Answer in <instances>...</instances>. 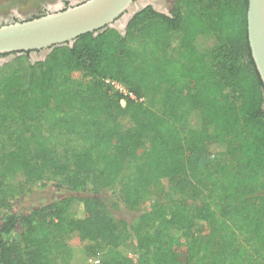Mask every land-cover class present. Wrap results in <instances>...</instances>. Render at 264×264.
Segmentation results:
<instances>
[{"label": "trees", "instance_id": "trees-1", "mask_svg": "<svg viewBox=\"0 0 264 264\" xmlns=\"http://www.w3.org/2000/svg\"><path fill=\"white\" fill-rule=\"evenodd\" d=\"M248 2L226 0L231 9L220 20V35L204 18L215 1L203 11L191 10L184 23L177 11L169 15L149 5L135 13L124 35L116 28L98 35L88 32L72 47L57 46L45 60L31 63L35 75L23 93L27 98L21 112L35 114L52 102L75 109L88 119L89 127L82 129L85 146L72 158H62L44 138L36 143L23 140L1 155L0 185L18 176L32 182L52 172L69 177L74 185L88 184L95 177L109 186L128 160L139 157L144 138L151 135L146 184L159 182L174 193L176 201H188L194 179L205 174L223 181L221 196L226 205L220 226L193 246L175 234L196 223L182 209L186 201L180 202L183 205L163 228L146 236L141 264H237L244 255L238 233L250 234L259 251L256 246H264V196L257 199L255 194L264 188V83L248 42ZM182 27L179 55H159L165 49L159 44L166 31ZM133 36H140L145 44L154 39L158 45L149 53L140 52L138 63L128 56L127 41ZM77 70L84 72L82 78H75ZM109 78L122 81L146 102L128 97L122 106L124 96L111 90ZM14 93H5L6 99L17 97ZM231 137L240 140L242 166L218 160V147ZM79 201L84 216L76 217L73 198L53 201L29 214H8L0 224V264H50V229L32 222L43 210L82 243L97 247L102 242L117 248L121 236L106 207L92 196ZM19 225L26 228L23 238L8 240L6 234ZM121 260L116 253L102 264H124Z\"/></svg>", "mask_w": 264, "mask_h": 264}, {"label": "rangeland", "instance_id": "rangeland-1", "mask_svg": "<svg viewBox=\"0 0 264 264\" xmlns=\"http://www.w3.org/2000/svg\"><path fill=\"white\" fill-rule=\"evenodd\" d=\"M148 1H150L149 5L155 2V0ZM212 1H215L216 5L212 4ZM58 2L60 1L0 0V16L8 17L13 11L27 16L38 11L43 3L54 5ZM164 2L170 11L175 10L181 15L183 23L191 10L203 11L212 4L210 12H206L204 18L218 35H220V20L228 12L227 10L231 9L226 0L221 2L219 0H156L158 5ZM183 29L182 27L180 31H166L159 44L165 46V49H161L159 55L176 57L179 55L184 38ZM127 42L129 59L136 63L140 61L139 54L144 49L149 53L158 47L154 39H148L145 44L140 36H133ZM35 61L37 60H32L27 54H17L0 65V157L4 152L16 149L23 140L36 143L44 138L48 140L49 146L55 150L57 156L72 158L85 146L82 129H85V126L89 127L85 115L69 106L59 107L54 102L45 110L35 114L21 112L24 108L23 102L27 98L23 93H27L29 82L35 75L30 64ZM83 75L84 72L80 70L75 72L76 79L82 78ZM111 80L115 83L106 81L111 90L119 91L124 96L121 100L122 106L126 105L128 97L134 101L146 102V97H137L122 81ZM12 91L18 96L10 95L9 99H6L5 93ZM122 119L121 116L120 120ZM63 120L71 122L72 125H64ZM60 124L64 129H60ZM71 128L75 131H71ZM150 145L151 135H147L139 149V157L128 160L124 170L109 186H102L95 177L89 178L88 184L74 185L75 181L70 183L69 177L55 176L52 172L32 182H26L20 176L6 180L0 185V224L12 212L29 214L53 201L66 198H73V211L76 217L84 216L85 211L79 200L83 196H92L106 207L108 214L116 222L121 236L118 247L113 250L102 242L97 247H92V243L84 244L74 232L57 225V220H53L48 211L43 210L32 219V222L34 225L44 224L50 229V264H96L94 263L96 259H100L102 264L116 253L122 257L124 264H141V257L146 252L142 248L146 236L161 230L165 220L179 211L178 207L183 205H180V202L186 201L185 199L176 201L177 197L174 193H170L168 188L159 182L146 184L148 181L143 176H150L145 167L146 153ZM239 147V139L235 137L226 139L217 149L218 160L224 165L242 166L244 162ZM194 184V192L182 209L193 215L196 223L187 225L183 230L175 233L193 246L198 245L200 240H207L210 230L220 226L223 222L221 214L225 211L226 205L221 196L222 180L202 174L194 179ZM255 195L257 199L264 196V188ZM176 202L179 205H176ZM196 216L201 217L196 219ZM25 230L24 225H19L13 233L6 234V238L10 241L21 240ZM250 236V234L238 233L237 242L239 248L244 250V255L237 264H264V246L259 243L256 247L260 250L257 251L253 246L255 239H251ZM201 253L203 254V250Z\"/></svg>", "mask_w": 264, "mask_h": 264}, {"label": "water", "instance_id": "water-1", "mask_svg": "<svg viewBox=\"0 0 264 264\" xmlns=\"http://www.w3.org/2000/svg\"><path fill=\"white\" fill-rule=\"evenodd\" d=\"M50 5L51 12L20 20L0 23V65L17 54L31 53L32 60L46 59L57 46H73L85 33L98 35L107 28H116L124 35L136 12L149 6L148 0H72ZM151 6L171 15L165 2ZM2 16H0V19ZM248 42L256 68L264 83V0H249L247 10ZM40 51V57L37 56ZM38 58V59H37Z\"/></svg>", "mask_w": 264, "mask_h": 264}, {"label": "flooded vegetation", "instance_id": "flooded-vegetation-1", "mask_svg": "<svg viewBox=\"0 0 264 264\" xmlns=\"http://www.w3.org/2000/svg\"><path fill=\"white\" fill-rule=\"evenodd\" d=\"M59 1L63 4L62 6L72 5V2H73L72 0H59ZM136 1H139V0H136ZM51 10H52V7L48 3H43L42 6L39 8L38 11H34L31 14L27 15L26 17L27 18H34L36 16L38 17V16H41V15H44V14H47V13L51 12ZM6 18H10V20L12 19L13 21L20 20L21 19V17L19 16V14L16 11H13L8 17H2L0 19V23H6V22H8V20ZM127 26H126V29H127ZM117 30H119V29H117ZM40 55H41L40 54V51H38L37 56L40 57ZM29 56H32L30 52H29ZM40 60H45V59H40Z\"/></svg>", "mask_w": 264, "mask_h": 264}, {"label": "built area", "instance_id": "built-area-1", "mask_svg": "<svg viewBox=\"0 0 264 264\" xmlns=\"http://www.w3.org/2000/svg\"><path fill=\"white\" fill-rule=\"evenodd\" d=\"M108 83H115L113 80H111V79H107L106 80ZM100 262V259H96V260H94V263H96V264H98Z\"/></svg>", "mask_w": 264, "mask_h": 264}]
</instances>
